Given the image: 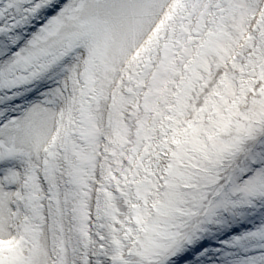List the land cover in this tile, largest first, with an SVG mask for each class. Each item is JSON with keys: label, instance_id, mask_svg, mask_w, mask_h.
Wrapping results in <instances>:
<instances>
[{"label": "snow or ice", "instance_id": "snow-or-ice-1", "mask_svg": "<svg viewBox=\"0 0 264 264\" xmlns=\"http://www.w3.org/2000/svg\"><path fill=\"white\" fill-rule=\"evenodd\" d=\"M213 256L264 264V0H0V264Z\"/></svg>", "mask_w": 264, "mask_h": 264}, {"label": "rangeland", "instance_id": "rangeland-1", "mask_svg": "<svg viewBox=\"0 0 264 264\" xmlns=\"http://www.w3.org/2000/svg\"><path fill=\"white\" fill-rule=\"evenodd\" d=\"M235 227H241V224H237ZM245 247L246 248H251L252 247V244L251 243H248V244L245 245ZM231 251L234 252V259H236V260L243 259L245 257V255H246L245 251L243 249H241V248L233 249ZM213 260H214V256L212 257L211 260L206 259L205 260V264H213ZM216 264H218V263H216Z\"/></svg>", "mask_w": 264, "mask_h": 264}]
</instances>
